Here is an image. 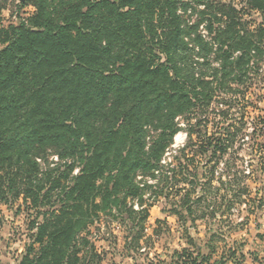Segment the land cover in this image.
<instances>
[{"label":"trees","instance_id":"trees-1","mask_svg":"<svg viewBox=\"0 0 264 264\" xmlns=\"http://www.w3.org/2000/svg\"><path fill=\"white\" fill-rule=\"evenodd\" d=\"M30 4L26 21L0 26V204L21 197L42 217L19 264H84L89 224L100 212L131 216L127 199L151 186L137 175L176 177L161 157L177 117L188 136L179 150L190 151L180 169L196 155L208 153L210 162L227 153L235 133L207 135L200 116L212 103L225 116L243 99L264 61V25L249 29L234 6L211 0ZM198 6L200 18L189 21ZM243 10L264 15V0H244ZM49 152L58 160L52 166ZM181 177L195 191L193 179ZM190 188L174 206L185 221ZM189 241L195 251L181 250L184 264H216L209 246Z\"/></svg>","mask_w":264,"mask_h":264},{"label":"rangeland","instance_id":"rangeland-1","mask_svg":"<svg viewBox=\"0 0 264 264\" xmlns=\"http://www.w3.org/2000/svg\"><path fill=\"white\" fill-rule=\"evenodd\" d=\"M211 1L234 6L249 29L264 25L261 12L243 10L244 0ZM21 2L0 0L1 27L26 21L34 7L31 0L25 6ZM200 10L203 6L185 16L192 22L200 18ZM204 23L199 29L206 35ZM249 81L243 99L225 116L215 103L200 116L199 126L206 127L207 135L222 138L235 133L227 153L210 162L206 161L208 153L196 155L187 171L180 169V162L190 159V151L182 154L179 150L188 143V136L184 116L177 117L179 130L161 157L162 169L175 168L176 177L162 180L160 171L155 177L137 175L139 183L146 178L151 186L142 187L139 198L127 199L131 216L125 211L100 212L89 224L82 233L88 244L79 253L85 257L84 264H184L181 250L195 251L189 240L209 246L204 250L216 264H264V61ZM193 140L197 145L199 139ZM47 160L50 166L58 161L53 152ZM78 169L76 165L70 179ZM233 170L237 171L235 182ZM183 172L193 179L195 191L192 185L183 187ZM207 179V186L203 185ZM189 187L193 202L191 217L185 221V211L176 213L174 206ZM41 219L21 197L13 204H0V264H19L35 231L31 224Z\"/></svg>","mask_w":264,"mask_h":264}]
</instances>
